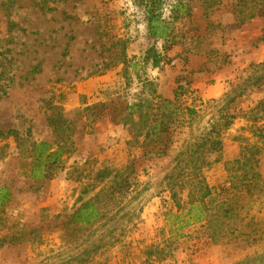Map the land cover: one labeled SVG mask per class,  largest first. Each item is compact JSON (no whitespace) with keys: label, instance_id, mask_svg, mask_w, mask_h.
<instances>
[{"label":"rangeland","instance_id":"374dc122","mask_svg":"<svg viewBox=\"0 0 264 264\" xmlns=\"http://www.w3.org/2000/svg\"><path fill=\"white\" fill-rule=\"evenodd\" d=\"M160 1L155 41L152 0H0V264H264V0ZM211 130L222 149L181 163L177 210L168 176ZM39 141L66 153L35 181ZM195 164L212 188L198 221ZM88 201L104 217L75 224Z\"/></svg>","mask_w":264,"mask_h":264},{"label":"trees","instance_id":"16d2710c","mask_svg":"<svg viewBox=\"0 0 264 264\" xmlns=\"http://www.w3.org/2000/svg\"><path fill=\"white\" fill-rule=\"evenodd\" d=\"M163 4L160 0H152V6L149 9V17H148V32L149 38L157 41L158 39H164L168 35V28L164 24H162L161 19V10ZM162 61V56L156 52L154 57L152 58V64L154 67L159 66ZM179 94L177 91L174 92V99L178 98ZM165 107L168 109V115H171L170 105H173V102L167 101ZM101 107V104L92 105V110H98ZM135 106H131L130 110L132 111ZM101 119V118H100ZM95 120V118L93 119ZM157 126H152L151 130H156ZM215 131L211 130L210 133L205 137L202 141L200 147H197L195 150H190L186 148L181 150L178 154V162L175 167L172 168L169 177V185H170V193L171 199L177 208V210H181L182 204L179 199V191L177 188L184 187L186 184L184 182H175L177 178L182 174L184 168L181 167V163L186 159H191L190 162H196L200 160V162H205L204 156L208 153L220 152L222 149L221 140L218 137H212ZM15 133L13 130H9L7 134ZM218 135V133H216ZM149 134L146 133L145 136ZM66 150L59 144L50 143L47 141H39L32 144L31 149V162L29 164V171L27 173L28 177L35 181H42L45 179H49L53 173L56 171L60 161L64 157ZM161 155H165L166 152L159 153ZM260 154V149L256 147V145L246 144L242 147L240 152V157L235 161L236 164H242V166H246V164L250 162L255 163L256 157ZM189 162V161H188ZM204 164V163H202ZM251 164V163H250ZM249 164V165H250ZM248 165V166H249ZM254 168V167H253ZM195 178V181L189 182L190 190L188 192V208L186 215H189L190 218L198 221L202 218V204L205 203L207 199L212 196V188L206 182L205 177L202 173L201 165H194L190 167L188 170ZM248 174V172L246 173ZM252 174V173H251ZM259 173L255 172L253 169L252 177L256 179L259 177ZM255 181V180H254ZM187 183V182H186ZM12 197V193L10 189L6 186H0V207L6 206ZM182 214V212H181ZM179 214L175 215L178 217ZM184 216V215H183ZM104 217L103 212L93 201H88L83 203L72 215V222L77 225L91 226L98 220Z\"/></svg>","mask_w":264,"mask_h":264}]
</instances>
